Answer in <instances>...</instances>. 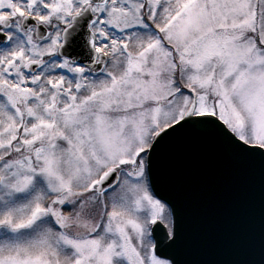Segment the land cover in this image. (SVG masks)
<instances>
[{
  "label": "snow or ice",
  "instance_id": "6c2138e0",
  "mask_svg": "<svg viewBox=\"0 0 264 264\" xmlns=\"http://www.w3.org/2000/svg\"><path fill=\"white\" fill-rule=\"evenodd\" d=\"M211 144L260 192L264 0H0V264H214L164 177Z\"/></svg>",
  "mask_w": 264,
  "mask_h": 264
},
{
  "label": "water",
  "instance_id": "95a60500",
  "mask_svg": "<svg viewBox=\"0 0 264 264\" xmlns=\"http://www.w3.org/2000/svg\"><path fill=\"white\" fill-rule=\"evenodd\" d=\"M164 179L184 209L193 259H261L259 184L247 164L192 142L176 150Z\"/></svg>",
  "mask_w": 264,
  "mask_h": 264
}]
</instances>
